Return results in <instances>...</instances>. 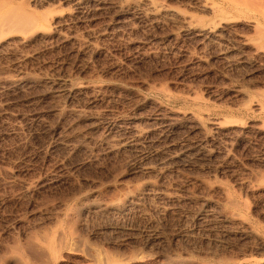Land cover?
Masks as SVG:
<instances>
[{
	"label": "rangeland",
	"instance_id": "rangeland-1",
	"mask_svg": "<svg viewBox=\"0 0 264 264\" xmlns=\"http://www.w3.org/2000/svg\"><path fill=\"white\" fill-rule=\"evenodd\" d=\"M0 264H264V0H3Z\"/></svg>",
	"mask_w": 264,
	"mask_h": 264
},
{
	"label": "bare ground",
	"instance_id": "bare-ground-1",
	"mask_svg": "<svg viewBox=\"0 0 264 264\" xmlns=\"http://www.w3.org/2000/svg\"><path fill=\"white\" fill-rule=\"evenodd\" d=\"M6 2L0 0V34L12 28H14L13 31L28 30L35 24L34 17L25 12L21 5L8 7Z\"/></svg>",
	"mask_w": 264,
	"mask_h": 264
}]
</instances>
